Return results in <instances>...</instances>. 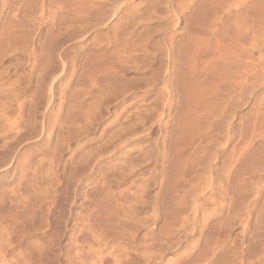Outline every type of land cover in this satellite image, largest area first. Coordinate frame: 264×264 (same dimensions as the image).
<instances>
[{
	"label": "rangeland",
	"instance_id": "obj_1",
	"mask_svg": "<svg viewBox=\"0 0 264 264\" xmlns=\"http://www.w3.org/2000/svg\"><path fill=\"white\" fill-rule=\"evenodd\" d=\"M0 264H264V0H0Z\"/></svg>",
	"mask_w": 264,
	"mask_h": 264
}]
</instances>
